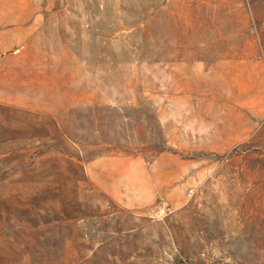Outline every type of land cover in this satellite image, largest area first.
Listing matches in <instances>:
<instances>
[{"label": "rangeland", "instance_id": "obj_1", "mask_svg": "<svg viewBox=\"0 0 264 264\" xmlns=\"http://www.w3.org/2000/svg\"><path fill=\"white\" fill-rule=\"evenodd\" d=\"M0 264H264V0H0Z\"/></svg>", "mask_w": 264, "mask_h": 264}, {"label": "crops", "instance_id": "obj_2", "mask_svg": "<svg viewBox=\"0 0 264 264\" xmlns=\"http://www.w3.org/2000/svg\"><path fill=\"white\" fill-rule=\"evenodd\" d=\"M117 163H119V161ZM124 168H125V166L122 163H120L119 170H124ZM123 174H125V171H124V173L120 172L118 175H123ZM136 178L138 181L140 180V176H137ZM115 186L117 188L116 192L118 193V197H120V194L122 192L124 193L125 191H128L127 190L128 188L126 186H124L123 183H119V181L115 184ZM101 187H103V186H101ZM140 194H142V193H140ZM140 194L138 196H134L133 198H128L127 200H124V199H126V198H124L120 203H122V205H124V206H129L130 204H134V203H138V204H136L137 206H144L147 202H146V200L143 199L144 197H141ZM117 199L121 200V198H117Z\"/></svg>", "mask_w": 264, "mask_h": 264}, {"label": "built area", "instance_id": "obj_3", "mask_svg": "<svg viewBox=\"0 0 264 264\" xmlns=\"http://www.w3.org/2000/svg\"><path fill=\"white\" fill-rule=\"evenodd\" d=\"M170 211V206L168 204L162 203L156 205L155 208H153V210L151 211V213L153 217L160 219L167 215Z\"/></svg>", "mask_w": 264, "mask_h": 264}]
</instances>
